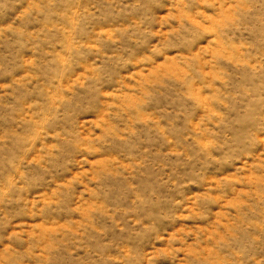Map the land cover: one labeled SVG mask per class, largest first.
<instances>
[{
	"label": "rangeland",
	"instance_id": "obj_1",
	"mask_svg": "<svg viewBox=\"0 0 264 264\" xmlns=\"http://www.w3.org/2000/svg\"><path fill=\"white\" fill-rule=\"evenodd\" d=\"M0 264H264V0H0Z\"/></svg>",
	"mask_w": 264,
	"mask_h": 264
}]
</instances>
